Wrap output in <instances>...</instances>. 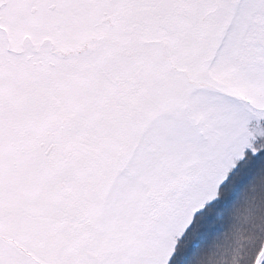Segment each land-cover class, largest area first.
Instances as JSON below:
<instances>
[{"label": "snow or ice", "instance_id": "6c2138e0", "mask_svg": "<svg viewBox=\"0 0 264 264\" xmlns=\"http://www.w3.org/2000/svg\"><path fill=\"white\" fill-rule=\"evenodd\" d=\"M0 264H264V0H0Z\"/></svg>", "mask_w": 264, "mask_h": 264}]
</instances>
